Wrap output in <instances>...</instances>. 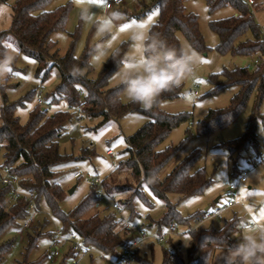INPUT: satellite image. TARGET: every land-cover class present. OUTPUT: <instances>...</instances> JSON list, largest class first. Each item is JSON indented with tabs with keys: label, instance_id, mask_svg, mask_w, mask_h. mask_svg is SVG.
<instances>
[{
	"label": "trees",
	"instance_id": "trees-1",
	"mask_svg": "<svg viewBox=\"0 0 264 264\" xmlns=\"http://www.w3.org/2000/svg\"><path fill=\"white\" fill-rule=\"evenodd\" d=\"M9 0H0L5 3ZM54 0H14L12 4L11 26L0 31V53L8 49L4 43L5 37L12 36L20 52L34 56L40 63L39 71L45 70L48 75L50 68L55 66L61 72V81L52 93L51 101L65 100L70 110H58L48 114V109L38 104L30 111L26 124L20 121L16 111L33 98L36 90L30 91L17 101H8L2 90L3 104L0 106V240L10 227L18 225L20 220H26L31 210H36L42 199L50 207L52 214L57 217L63 232L74 231L81 239V245L86 251L96 249L104 255H113L121 259V249L130 242L126 229L119 226V219L114 213L101 216L98 212L89 214L97 205L98 194L96 186L82 198L79 204L70 211L62 210L60 203L66 195L65 189L57 182L58 167L69 162L73 157L60 150L59 139L65 134L68 123L76 112L90 117H102V122L119 118L128 112H141L149 119L136 132L126 138L125 151L128 158L120 162L131 170L136 183L134 193L142 196V189L148 186L152 193L166 203L164 216L159 225L172 223H189L197 215L182 217L176 205L169 198L177 194L179 199L202 194L211 183L204 167H196L201 152L193 150L185 156L168 174L161 177L162 169L179 153L183 142L178 145L160 147L171 131L183 122L193 119L188 111L170 113L160 106L151 111H144L139 105L123 103L117 93L120 88L109 86V77L117 70L112 56L105 62L100 76L92 79L88 76L90 48L82 56L75 54V37L67 53H58L56 42L51 35L64 30L71 10V0L51 7ZM209 10L231 5L236 14L212 20L211 28L219 36L217 45L221 53H231L241 56L264 55V37L262 30L245 0H206ZM159 6V17L152 24L151 30L159 31L169 44L180 46L179 33L190 45L199 51L208 49L199 29L198 17L188 11L184 0H153ZM119 57L125 56L124 46H120ZM80 69L77 74L74 70ZM224 80L218 81L217 74L209 77L218 91L230 86H238L237 92L231 98L230 105L225 108L210 109L208 113L196 122L199 135L207 136L229 126L245 109L249 100L255 96L257 106L264 98V62L257 63L255 69L250 67H234L223 71ZM181 84L174 91L161 97V103L180 96ZM260 116L255 108L243 136L227 141L222 145L230 152L245 147H258L256 136V120ZM84 150L82 158L90 155ZM78 158V157H77ZM1 171L7 175L1 174ZM111 175L102 180V186L108 193L118 190H130L131 186L121 185ZM2 177H16L17 187L24 194L31 196L26 199L21 196L17 201L11 199L12 184H3ZM81 177V176H80ZM76 177V178H80ZM113 177V176H112ZM34 208H31V204ZM131 205L127 199L123 205ZM238 219L234 216L225 221L219 229L200 226L190 230L188 256L195 257L196 264H210L215 248L233 246L232 234L237 228ZM41 232L28 234L31 249ZM54 237V233L50 235ZM10 249L8 242L0 241V262ZM77 254L73 246L68 249L61 264H68L66 259ZM135 261L140 264H153L151 260L139 255L138 249L133 252ZM25 257L23 264H38V261H28ZM76 264V263H74ZM161 264H188L177 250H165ZM222 264V261L221 263Z\"/></svg>",
	"mask_w": 264,
	"mask_h": 264
},
{
	"label": "rangeland",
	"instance_id": "rangeland-1",
	"mask_svg": "<svg viewBox=\"0 0 264 264\" xmlns=\"http://www.w3.org/2000/svg\"><path fill=\"white\" fill-rule=\"evenodd\" d=\"M13 1L0 3V31L11 26ZM71 1V10L65 29L54 32L51 39L56 42L55 48L63 56L69 50L74 39L73 36L76 35L75 54L78 57L82 56L86 49L92 50L97 43L109 44L111 41L109 54L91 66L92 70L88 72V76L92 79L100 76L112 51L124 46L125 55L130 53L129 29L119 32L122 25L131 23L133 20L136 21V24L146 23L148 17L152 16L153 20L147 27L150 29L159 17V6L153 3V0H124L122 4L110 9L106 8L107 0H104L103 4H90L88 0H83L81 3H77L76 0ZM184 1L186 9L194 12L198 17L199 29L208 49L206 51L195 49L200 54V64L196 67L194 74L182 83L180 96L165 100L160 104V107L166 112L188 111L192 113L193 117L191 121L183 122L175 127L169 137L161 143L160 147L169 144L178 145L182 142L184 144L173 160L162 169L160 176L168 174L185 156L193 150L199 149L201 157L196 167L205 168L211 178V183L200 195L179 199L177 194H170L169 198L176 205L182 217H190L199 212L205 213L207 209L212 210L216 206H223L233 200L235 204L228 207L221 218L214 217L206 221L203 227L214 226L219 229L225 221L236 216L239 222L231 236L233 245H235L245 232L264 228V98L257 106L256 97L253 96L245 109L229 126L210 135H199L196 122L203 118L210 109L229 106L231 98L238 90V86H230L215 91V85L209 80L211 75L217 74V80L223 81L224 70L237 66L246 67L250 63H252L250 69H255L254 61L258 59L259 63H263L264 55L248 57L218 51L219 36L211 28L210 22L235 15L237 12L234 7L226 5L210 11L206 0ZM66 2L67 0H54L51 7ZM250 8L264 37V0H255V4ZM85 12L92 16L93 20L101 16H110L113 12L120 13L123 18L115 22L111 34L101 37L97 35L94 23L86 22L82 18V14ZM154 13L157 14L153 15ZM114 35L116 39L113 40ZM179 38L181 45L190 44L181 33H179ZM4 43L8 47L7 50L15 53V61L10 77L5 84L0 86V106L3 104L2 90H4L7 100L11 102L36 90L33 98L27 100L25 105L18 107L16 111L23 124L27 123L30 111L38 106L39 99L44 101L42 106L48 109V114H53L58 110H70L65 100L51 101L52 93L61 81L60 70L53 66L50 68L49 74L45 75V70H38L40 63L37 58L20 52L12 36L5 37ZM203 60H207L208 63H203ZM13 73H19V75ZM110 77L109 86L120 88L117 82L112 81ZM120 99L123 103H129L123 96H120ZM255 108H258L260 113L256 120L258 147L250 146L233 153L230 152L222 144L244 135ZM148 119L141 112H128L119 118L102 122V117H90L76 112L68 123L65 134L59 139L60 150L73 157L69 162L58 167L60 172L57 182L66 191L60 206L64 211L72 210L90 192L92 186L97 185V194L98 197H101L89 214L98 212L104 216L114 213L124 223L144 227L148 237L145 240H139L135 248L138 249L140 256L148 258L153 264H161L165 250H177L188 264H196L195 257L188 256L189 232L195 228L194 220L192 219L186 224L175 222L174 231L171 234H166L170 232L171 226L159 225L167 211L165 201L155 196L148 186L143 187L142 196L135 194L136 183L130 168L126 165L119 166L120 162L129 156L125 151L126 138L136 132ZM86 149L91 154L82 158ZM109 150L112 155L107 153ZM1 161L0 157V163ZM244 171L247 172L246 181L240 182V176ZM76 172H81L83 175L76 178L74 176ZM1 174L7 175L4 171H1ZM88 174L93 178H88ZM109 175L111 176L107 180L113 178L121 185H132V188L108 193L102 186V180ZM232 184L237 185L233 190L230 189ZM73 187H75L73 192L69 193L68 191ZM217 198L219 200L215 202ZM127 199L131 200V205H123ZM115 201L120 204L119 209L112 207ZM30 218H32L31 222H29ZM253 222L256 225L251 227ZM61 226L60 220L52 214L50 207L42 199L39 207L36 210H31L26 220H20L18 225L10 227L1 236L0 241L8 242L10 249L0 264H23L25 257L30 262L38 261V264H61L72 245L61 241L59 255L54 254L53 238L50 235L57 229H61ZM35 231L41 232V235L37 237L35 245L28 250V234H34ZM159 234H166L164 242H157L153 239ZM75 242L81 244L78 235H76ZM224 249L215 248L210 264L221 263L220 257L223 256ZM112 260L113 255H104L96 249L86 251L83 247L77 250L75 257L66 259L68 264H110ZM134 264L140 263L134 259Z\"/></svg>",
	"mask_w": 264,
	"mask_h": 264
},
{
	"label": "clouds",
	"instance_id": "clouds-1",
	"mask_svg": "<svg viewBox=\"0 0 264 264\" xmlns=\"http://www.w3.org/2000/svg\"><path fill=\"white\" fill-rule=\"evenodd\" d=\"M86 22H93L98 36L105 37L113 32L115 22L122 15L113 12L93 20L87 12L82 14ZM130 53L119 57V49L111 56L117 65L110 79L116 81L128 102L139 105L144 111H151L161 104V97L174 91L190 78L200 64V54L190 45L169 44L159 31H153L140 24L129 29ZM110 44L97 43L90 53L89 66H94L109 54ZM15 53L6 50L0 53V86L10 77ZM77 74L82 70L75 69ZM222 264H264V228L249 230L238 243L224 249L220 257Z\"/></svg>",
	"mask_w": 264,
	"mask_h": 264
},
{
	"label": "built area",
	"instance_id": "built-area-1",
	"mask_svg": "<svg viewBox=\"0 0 264 264\" xmlns=\"http://www.w3.org/2000/svg\"><path fill=\"white\" fill-rule=\"evenodd\" d=\"M124 0H107L106 2V8L110 9L113 6L116 5H120L123 3ZM250 6H252L253 4H255V0H245ZM255 64L259 63V60L256 59L254 61ZM252 65V63H250L248 65V67H250ZM38 104L40 105H44V101L42 99L38 100ZM108 154L112 155V152L109 150L107 152ZM83 174L81 172H76L74 174L75 177H80ZM246 177H247V172L244 171L241 176H240V182H245L246 181ZM88 178L92 179L93 177L91 175L88 174ZM1 182L3 184H12L13 188L11 190V199L13 201H17L21 196H25L26 199H31V196L29 195H24L17 187V178L16 177H2L1 178ZM237 185H230V189L233 190L236 188ZM101 196H99L100 198ZM235 204V202L233 200L228 201V203H226L223 206H216L215 208H213L212 210H206L205 213H201L199 215H197L193 220H194V224H195V228H198L202 225H204V223L214 217H218L221 218L223 215V212L228 208L231 207ZM31 208H34V204L32 203ZM112 207L114 209H119L120 204L118 202H113ZM32 221V218L29 219V222ZM256 224L253 222L251 223V227H254ZM120 227H123L124 229H126V232L129 236V240L130 242L126 245H124L121 249L122 252V258L121 259H116L113 258V260L111 261L110 264H134V256H133V252L137 246V243L139 240H145L147 239L148 235L144 229V227H141L137 224H128V223H124L122 220L119 223ZM171 230L170 232L166 233V234H171L176 225L175 223H172L171 225ZM166 234H159L153 237L154 240H156L157 242H164L165 238H166ZM76 233L74 231H69V232H63L61 229H57L56 232L54 233V237H53V246L55 248L54 250V254L55 255H59V243L61 241L64 242H68L71 243L74 248L75 251L79 250L80 248H82L83 246L80 243L75 242L76 239Z\"/></svg>",
	"mask_w": 264,
	"mask_h": 264
},
{
	"label": "snow or ice",
	"instance_id": "snow-or-ice-1",
	"mask_svg": "<svg viewBox=\"0 0 264 264\" xmlns=\"http://www.w3.org/2000/svg\"><path fill=\"white\" fill-rule=\"evenodd\" d=\"M76 2L77 3H81V2H83V0H76ZM88 2L90 3V4H103L104 3V0H88ZM157 13H154L153 15H156ZM152 20H153V17L152 16H149L148 17V21L146 22V23H141L140 24V26L141 27H148V25L152 22ZM136 24V21L135 20H133L131 23H126V24H124V25H122L120 28H119V32H123V31H125V30H128V29H130L133 25H135ZM112 39L114 40V39H116V36L114 35L113 37H112ZM111 43V41L109 42V44ZM25 59H27V58H25ZM203 63H208V61L207 60H203L202 61ZM14 75H19V73H13ZM30 78V77H29ZM122 142V141H121ZM45 243H47V242H45Z\"/></svg>",
	"mask_w": 264,
	"mask_h": 264
},
{
	"label": "water",
	"instance_id": "water-1",
	"mask_svg": "<svg viewBox=\"0 0 264 264\" xmlns=\"http://www.w3.org/2000/svg\"><path fill=\"white\" fill-rule=\"evenodd\" d=\"M74 188H75V187H73L72 189H70L68 192H69V193H72L73 190H74ZM218 200H219V198H217V199L215 200V202H218Z\"/></svg>",
	"mask_w": 264,
	"mask_h": 264
}]
</instances>
